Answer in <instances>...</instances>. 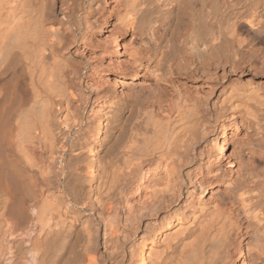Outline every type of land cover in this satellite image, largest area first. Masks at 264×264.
<instances>
[{"label": "bare ground", "instance_id": "bare-ground-1", "mask_svg": "<svg viewBox=\"0 0 264 264\" xmlns=\"http://www.w3.org/2000/svg\"><path fill=\"white\" fill-rule=\"evenodd\" d=\"M262 79L264 0H0V264H264Z\"/></svg>", "mask_w": 264, "mask_h": 264}, {"label": "rangeland", "instance_id": "rangeland-1", "mask_svg": "<svg viewBox=\"0 0 264 264\" xmlns=\"http://www.w3.org/2000/svg\"><path fill=\"white\" fill-rule=\"evenodd\" d=\"M262 81H264L263 79H262ZM232 151V147L230 146L229 148H226V152H231Z\"/></svg>", "mask_w": 264, "mask_h": 264}]
</instances>
